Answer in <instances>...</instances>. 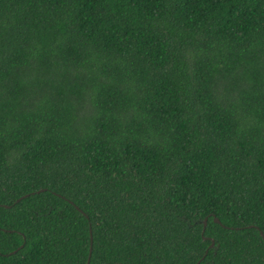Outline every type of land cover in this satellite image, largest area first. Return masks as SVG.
Wrapping results in <instances>:
<instances>
[{
  "label": "trees",
  "instance_id": "16d2710c",
  "mask_svg": "<svg viewBox=\"0 0 264 264\" xmlns=\"http://www.w3.org/2000/svg\"><path fill=\"white\" fill-rule=\"evenodd\" d=\"M260 231L264 0H0V264H264Z\"/></svg>",
  "mask_w": 264,
  "mask_h": 264
},
{
  "label": "water",
  "instance_id": "95a60500",
  "mask_svg": "<svg viewBox=\"0 0 264 264\" xmlns=\"http://www.w3.org/2000/svg\"><path fill=\"white\" fill-rule=\"evenodd\" d=\"M40 191H42V190H40ZM40 191H39V192H40ZM25 197H26V195H25V196H22L21 198H19V199L17 200V202H18L20 199L25 198ZM214 221H215V222H219V219H218V218H214ZM203 223H204V227H205V225H206V223H207V217L204 218ZM260 234H261V236H262V238H263V240H264V235H263L262 231H260ZM90 242H91V241H90ZM213 244H214V241L211 242V246H213ZM90 251H91V249H90ZM86 264H89V258H88Z\"/></svg>",
  "mask_w": 264,
  "mask_h": 264
}]
</instances>
